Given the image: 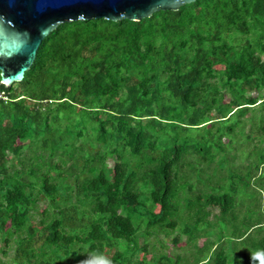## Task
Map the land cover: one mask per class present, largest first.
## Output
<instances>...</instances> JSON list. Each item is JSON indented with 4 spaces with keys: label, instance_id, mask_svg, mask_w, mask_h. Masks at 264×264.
<instances>
[{
    "label": "trees",
    "instance_id": "16d2710c",
    "mask_svg": "<svg viewBox=\"0 0 264 264\" xmlns=\"http://www.w3.org/2000/svg\"><path fill=\"white\" fill-rule=\"evenodd\" d=\"M250 110L264 134V0L57 24L22 79L0 81V252L13 247L11 264H180L187 255H144L150 236L176 229L188 263L264 264V216L231 231L223 217L254 176L222 173L221 193L178 202L189 132Z\"/></svg>",
    "mask_w": 264,
    "mask_h": 264
},
{
    "label": "rangeland",
    "instance_id": "374dc122",
    "mask_svg": "<svg viewBox=\"0 0 264 264\" xmlns=\"http://www.w3.org/2000/svg\"><path fill=\"white\" fill-rule=\"evenodd\" d=\"M229 96L230 94L225 92L224 99L228 100ZM257 107L258 106H256V108ZM252 114V110L247 111L246 115L240 119L237 114H233L224 121L206 124L203 127L192 129L189 132V139L187 141L188 153L194 150L196 154L192 152L193 154L188 155V158L194 163L191 164L194 168L191 169L190 164L186 165L184 168L189 171L193 170V172L190 177L192 182L188 179L187 181L183 180L181 183L184 185V188H181L178 195L180 210L186 208L185 201L189 199L188 197L193 199L199 193L203 196H207L210 193H221L217 192L218 187L221 186L218 183L222 181L220 180V176L226 173L227 177L233 174L234 182H237L240 176H242L243 180L254 176L251 182L257 179L256 183L258 184H249L246 188L242 185L235 191L237 203L235 202V207L223 216L225 219L228 218V216H230V218H235L233 225H230V231L234 226H236V228L244 227L245 221L264 216V185L261 184V181L264 180V166H260L258 173H254L255 164L257 160H260L258 158V152L264 149V134L260 130L261 121L258 118V113L254 112L256 115L255 117L251 116ZM195 148H199V150H195ZM261 153L264 157V152ZM215 156L216 160L207 162V165L204 164L203 166L197 164L199 163L197 160L200 161L202 157L211 160ZM261 161L263 162L264 158H261ZM202 162L204 163L205 161ZM108 163H112L111 158L108 159ZM108 177L112 178V175L108 174ZM189 184L191 188H188ZM223 186L222 192H229L228 184L227 186ZM260 203H262L261 206ZM44 205V201L40 200L38 203L40 209H42ZM210 209L209 220L214 222L215 215L219 213L218 208L211 207ZM224 223L225 221H222L220 225L223 226ZM181 224H183V222H181ZM220 225H218L217 228L212 227L215 230V234H212L210 237L203 236L198 238L196 243L201 245L205 238H214L215 235H218L217 233H220L219 231L222 230L219 228L221 227ZM202 226L204 227V225H200L199 228H202ZM225 228L227 227L225 226ZM228 230L229 228H227V231ZM227 231L224 229L223 233L228 234ZM174 235H176V229L169 233L160 232L156 237L150 236L148 252L144 253L146 259H151L152 255L159 252H164L171 257H175L176 254H183L190 257L194 249L191 245H187L186 236L182 234L178 244L175 245L171 239ZM254 235L255 234H252V237ZM223 242L225 245L232 246V248L237 247L240 249L239 245L241 244L238 242L228 241L226 239ZM0 245L3 246V242H0ZM11 245H13V243ZM13 253V247L7 249V254H2L0 252V259L3 264H11ZM187 256L183 258L180 264H193L186 262V260H189Z\"/></svg>",
    "mask_w": 264,
    "mask_h": 264
},
{
    "label": "water",
    "instance_id": "95a60500",
    "mask_svg": "<svg viewBox=\"0 0 264 264\" xmlns=\"http://www.w3.org/2000/svg\"><path fill=\"white\" fill-rule=\"evenodd\" d=\"M193 0H0V81L22 79L42 39L59 23L105 17L139 20Z\"/></svg>",
    "mask_w": 264,
    "mask_h": 264
}]
</instances>
